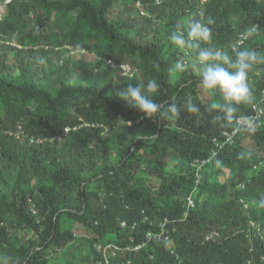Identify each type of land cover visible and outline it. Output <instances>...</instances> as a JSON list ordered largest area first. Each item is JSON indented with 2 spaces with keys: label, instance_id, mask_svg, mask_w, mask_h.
I'll return each instance as SVG.
<instances>
[{
  "label": "trees",
  "instance_id": "obj_1",
  "mask_svg": "<svg viewBox=\"0 0 264 264\" xmlns=\"http://www.w3.org/2000/svg\"><path fill=\"white\" fill-rule=\"evenodd\" d=\"M0 2V264H101L111 245L109 264H264V65L236 113L258 105L257 130L212 158L235 122L191 69L169 71L184 53L168 39L211 18L212 46L264 50V0ZM150 79L179 115L148 119L118 95Z\"/></svg>",
  "mask_w": 264,
  "mask_h": 264
},
{
  "label": "clouds",
  "instance_id": "obj_2",
  "mask_svg": "<svg viewBox=\"0 0 264 264\" xmlns=\"http://www.w3.org/2000/svg\"><path fill=\"white\" fill-rule=\"evenodd\" d=\"M214 23L215 21L211 18L206 21L193 18L187 22V26L183 30L177 28L170 32L168 39L171 45L183 52L184 56L169 71L184 73L191 69L199 77L200 87L204 91L213 95L218 94L220 97L221 102H212L209 105V111L222 113L223 115L218 116V119L226 122L234 121L238 133L239 130L254 133L257 130L254 118L244 114L237 116L236 113L239 105L254 102L248 78L249 73L255 70L258 65H264V50L242 48L239 42L233 45L230 50L212 46L213 33L210 26ZM256 31V26L248 27L243 33V38L247 39L253 36ZM159 88L160 85L157 81L150 79L146 85L143 83H129L126 90L119 92L118 95L123 100L130 102L134 108L138 109L148 119L154 117L163 119L179 115L180 107L174 98L173 102L167 106L157 103L151 98ZM185 108L188 113H200V107L190 97L187 98ZM223 139H220V142H225V136ZM233 142L234 140L225 143V145ZM222 148H218L215 143L212 158L217 156ZM214 151H217L216 155H213ZM204 160L207 162L211 158ZM216 163L219 165L220 161ZM187 215L188 212L185 216L187 217ZM122 224L125 225L126 223L123 222ZM252 224L254 223L252 222ZM115 252L116 250H108L101 264H109L110 253Z\"/></svg>",
  "mask_w": 264,
  "mask_h": 264
},
{
  "label": "built area",
  "instance_id": "obj_3",
  "mask_svg": "<svg viewBox=\"0 0 264 264\" xmlns=\"http://www.w3.org/2000/svg\"><path fill=\"white\" fill-rule=\"evenodd\" d=\"M206 1L207 0H201V2H206ZM121 67L125 69L126 73H128V72L131 71L130 66L127 65V64L122 65ZM254 108H255L257 114L253 115L252 117L254 118L255 123H256V120H258L261 117V115L263 114V111H262V109L258 105H255ZM69 130H70V128H66L65 134L68 133ZM237 133H238V130L237 129H235L233 131H226L225 132V135H224L225 136V142H220V140L218 138H215L214 141H215L217 147L218 148H222L225 145V143L232 142L234 140V136ZM62 135H64V134H62ZM216 154H217V151H214L213 155H216ZM205 162H206L205 160L204 161H199L198 160L197 161V164H198L199 167H201L202 164H204ZM188 205L191 206V207L194 206V201H193V199L191 197H189V199H188ZM168 233H169V231L167 230V227H166L165 224L162 225L160 232H158V233L157 232H154V234L158 238H161V239L164 238L165 240H170V235ZM151 234L152 233H149V236H151ZM116 248L117 247H114V246L111 245V246H109L108 248L105 249V253H107V251L108 250H111V249H112V251H114V250H116ZM137 248L138 247H135V249H137Z\"/></svg>",
  "mask_w": 264,
  "mask_h": 264
},
{
  "label": "rangeland",
  "instance_id": "obj_4",
  "mask_svg": "<svg viewBox=\"0 0 264 264\" xmlns=\"http://www.w3.org/2000/svg\"><path fill=\"white\" fill-rule=\"evenodd\" d=\"M4 7H5V4H3L2 2H0V18H1V15H2V12L4 10ZM73 54V53H72ZM75 55H76V52H75ZM78 56L76 55V58ZM89 59H92V56H87ZM71 227L74 228L75 232L78 234V235H81V234H84L85 232V229L83 228V226L77 222V221H74L71 225Z\"/></svg>",
  "mask_w": 264,
  "mask_h": 264
}]
</instances>
